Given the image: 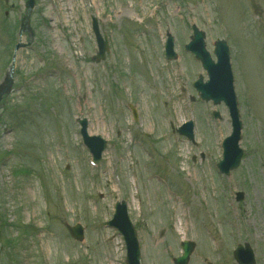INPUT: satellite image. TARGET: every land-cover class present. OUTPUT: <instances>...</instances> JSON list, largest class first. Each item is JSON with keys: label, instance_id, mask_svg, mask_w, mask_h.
Segmentation results:
<instances>
[{"label": "rangeland", "instance_id": "rangeland-1", "mask_svg": "<svg viewBox=\"0 0 264 264\" xmlns=\"http://www.w3.org/2000/svg\"><path fill=\"white\" fill-rule=\"evenodd\" d=\"M26 1L0 0V84ZM92 16L110 44L100 63ZM194 25L213 59L218 40L231 51L245 155L229 176L216 168L229 110L200 101L193 83L207 73L184 50ZM31 26L0 108V264H126L123 238L106 226L120 201L141 264H174L184 240L196 243L189 264H237L245 244L264 264V0H36ZM78 119L108 141L95 167ZM187 121L195 143L175 132ZM76 224L82 243L66 228Z\"/></svg>", "mask_w": 264, "mask_h": 264}, {"label": "water", "instance_id": "water-1", "mask_svg": "<svg viewBox=\"0 0 264 264\" xmlns=\"http://www.w3.org/2000/svg\"><path fill=\"white\" fill-rule=\"evenodd\" d=\"M35 5V0H28L26 4V14L21 23L20 34L28 31L30 36V42L33 41V32L30 27V17ZM93 28L96 33L97 42L99 46V52L95 57V61L99 62L104 60L106 53L109 51V44L106 36H102L99 32L98 24L96 19H93ZM194 37L192 42L187 47L188 51L196 54L197 58L202 61L204 68L208 71L210 81L206 84L203 83V78L195 84V87L201 92V97L205 101L213 100L215 105L224 102L230 109L231 116L233 119V135L225 142L224 149V160L220 163V169L227 175L230 174L231 170L237 169L240 166L243 151L239 148V142L241 140L242 124L239 121V115L237 110V100L234 93L233 87V75L230 66V52L225 42L219 41L216 44L215 54L218 58V64H215L210 54L206 51L204 43V34L198 30L195 26L193 27ZM25 47L21 43L16 46V51L20 48ZM167 58L176 59L177 55L174 52V38L168 36V43L166 46ZM15 57L13 60L12 68L10 69L4 83L0 86V101L5 94H8L13 84V76L15 69ZM134 116L136 114L134 112ZM82 125V135L85 143L90 148L92 154L96 160L101 159V155L106 148V142L100 137H89L87 133L88 124L87 121H80ZM194 125L193 123L185 124L183 128L179 130L181 135L189 137L194 140ZM240 198L243 195H239ZM111 227L116 228L124 236L127 245V262L128 264H140V248L137 240V234L131 223L127 205L125 202L118 203L116 205V213L112 222L109 223ZM71 235L78 241L83 240V228L78 225L76 227H68ZM183 249L185 254L183 257L175 261L176 264H188L190 255L194 251V245L190 243H184ZM236 260L239 264H256L254 254L250 246L239 247L235 254Z\"/></svg>", "mask_w": 264, "mask_h": 264}]
</instances>
